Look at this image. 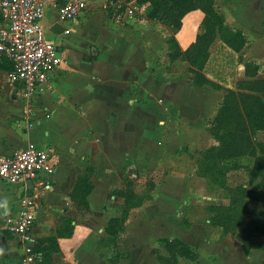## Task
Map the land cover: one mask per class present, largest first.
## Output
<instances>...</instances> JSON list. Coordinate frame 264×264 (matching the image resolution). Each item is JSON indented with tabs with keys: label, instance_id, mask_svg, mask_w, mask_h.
Segmentation results:
<instances>
[{
	"label": "rangeland",
	"instance_id": "1",
	"mask_svg": "<svg viewBox=\"0 0 264 264\" xmlns=\"http://www.w3.org/2000/svg\"><path fill=\"white\" fill-rule=\"evenodd\" d=\"M188 4L203 9L205 18L188 56L177 54L171 60L163 40L173 35ZM88 9L90 16L99 14L103 26L149 23L142 36L147 58L132 69L127 65L134 77L126 87L132 90L117 103L110 105V90L121 91L123 83L113 80L106 67L98 70L102 86L94 90L88 84L87 94L78 78L79 70L88 69L85 63L79 62L67 81L78 101L92 105L84 115L93 112V117L80 126L83 131L98 129L103 158L95 149L90 153L95 151L97 162L105 163L84 165L95 175L92 204L107 209L98 226L120 215L106 230L115 259L128 255L124 264H264V109L257 111L254 123L255 113L249 112L253 100L242 97L237 85L245 62L257 63L255 77L264 79V0H104ZM86 38L71 39L74 51L83 49ZM47 39L58 43L49 34ZM92 46L84 57L92 58ZM193 78L203 81L200 91L219 92L211 120L198 108L189 110L162 94L168 82ZM228 87L234 96L223 100ZM258 96L264 104V94ZM68 210L66 221L92 216L82 205ZM174 238L196 258L170 253Z\"/></svg>",
	"mask_w": 264,
	"mask_h": 264
},
{
	"label": "crops",
	"instance_id": "2",
	"mask_svg": "<svg viewBox=\"0 0 264 264\" xmlns=\"http://www.w3.org/2000/svg\"><path fill=\"white\" fill-rule=\"evenodd\" d=\"M87 2L93 7L104 0H87ZM88 3L79 17L64 23L57 20L54 6L46 8L42 20L45 37L47 39L49 34L51 38L57 40L58 43H52L58 47L62 62L49 80L47 88L34 96L30 103L32 109L30 114H25V106L17 88L8 81V70L0 67V154L11 155L25 148L28 143H32L50 150L54 167L53 174H40L38 180L25 185L8 184L0 179V264H19L22 256L18 243L5 228V219L17 215L20 199L25 195L34 197L37 202L38 209L32 234L42 253H48L50 264H124L122 260L128 258L127 255L120 257L119 260L115 259V246L110 242V236L106 231L108 223L120 218V215L111 216L103 225L97 224L103 215L106 216L107 209L105 205L96 206L91 202L90 197L96 186L95 175L87 173L84 161L93 167L96 164H104L105 161L97 162L95 151L90 153V150L95 149L97 156L99 154V157L103 158L99 148L98 129L89 126L83 131V127L80 126L81 120H89L93 117V112L87 117L84 115L92 105H84L78 101L77 93L67 81L73 68L79 62L85 63L82 65L88 69L85 72L79 70L78 78L83 81L81 92L87 94L84 89L89 86L88 84H91L94 90L98 88L97 84L100 85L98 70L106 67L113 75V80L123 83L121 91L110 90L114 91L110 105L117 103L118 97L125 96L128 90H132L131 86L126 87L128 81L130 82L134 77L129 73V69H132L133 65L135 67L137 63L140 64L141 59L145 62L147 58L143 51V43H146L147 39L143 41L142 36L147 28L146 24L149 23L147 21L145 24L138 23L139 28L125 27L124 23L103 26L99 23V14L95 16L88 14L90 6ZM203 18L204 13L201 9L191 10L182 17L181 25L174 33L176 43L182 51L195 42ZM150 35H154V31H150ZM83 36L88 37L83 49L74 51L71 39L83 38ZM163 43L166 41L163 40ZM90 44L95 47H90L92 58L88 59L84 57V52ZM245 64L246 62L242 65L243 74L237 82L248 80L244 76ZM255 64L258 67V64ZM127 65H130L129 69ZM122 68L125 71L120 72ZM226 89L233 90L230 87ZM162 94L172 103L184 104L189 110L198 108L202 115L207 113V120L212 119L217 111L215 108L219 107L221 100L219 92L200 91L191 80L168 82ZM130 112L131 110L129 119L132 118ZM144 125L147 126L145 122ZM78 134L81 136L78 137ZM84 176H89L91 183V191L86 196V202L87 213L90 211L92 216L89 219H82V216H79L69 220L70 225L73 226V233L69 237L57 238V230L66 221L64 218H70L68 209L78 206L72 197L79 179ZM47 182L50 184L49 189L38 187L40 183ZM103 193L104 191H99L100 196ZM128 217L129 215L127 220ZM10 238L13 241L9 240ZM51 238H57L58 251L49 249L47 240ZM174 239L180 241L179 238Z\"/></svg>",
	"mask_w": 264,
	"mask_h": 264
},
{
	"label": "built area",
	"instance_id": "3",
	"mask_svg": "<svg viewBox=\"0 0 264 264\" xmlns=\"http://www.w3.org/2000/svg\"><path fill=\"white\" fill-rule=\"evenodd\" d=\"M56 8L61 23L75 20L86 8L85 0H0V59L11 66L8 81L17 88L25 106V114L32 112L30 103L42 93L62 62L58 47L45 37L42 20L46 8ZM54 167L49 149L28 143L11 154H0V179L8 184L34 182L40 174L51 175ZM38 187L49 189L50 184ZM38 205L35 198L25 195L15 217L5 219V228L19 245L23 264H40L35 251L36 239L32 229Z\"/></svg>",
	"mask_w": 264,
	"mask_h": 264
},
{
	"label": "trees",
	"instance_id": "4",
	"mask_svg": "<svg viewBox=\"0 0 264 264\" xmlns=\"http://www.w3.org/2000/svg\"><path fill=\"white\" fill-rule=\"evenodd\" d=\"M185 1H190V0H185ZM178 2V1H177ZM176 2V3H177ZM195 9H201V8H194L191 7L189 4L186 5L185 7H183L181 14H180V19L179 22L176 25L175 31L174 33L179 29L180 25H181V19L182 17L189 11L191 10H195ZM204 13V18H205V12L203 9H201ZM154 19H158L159 17H157V15L153 16ZM203 18V20H204ZM203 23V21H202ZM174 33L173 35L166 40V44L168 46V56L169 59L171 60H175L176 59V55L178 54L179 56H188L189 51L191 49V47L197 42L198 39V35L196 37L195 42L185 51H182L179 46L176 43V40L174 38ZM0 64H2L3 69L6 70H10L11 66L10 64L5 60V59H0ZM245 68V76L247 78H253V80H246V81H239L237 83L238 85V90L239 92L242 94V97H248L250 99L253 100V109L249 110V112L253 111L255 113L254 115V119L253 122H257L258 121V117H257V111H260V108L264 109V104L261 103V98L258 96L259 93H263L264 94V79L261 80H257L254 79L256 71H257V66L254 63L248 62L245 64L244 66ZM249 69H251L250 72ZM192 83L194 86L196 87H201L203 84H200L203 81H196L194 78L191 79ZM206 81V80H205ZM204 81V82H205ZM219 90V88H218ZM225 95H224V99H232L234 96V93L231 89H224ZM244 92V93H243ZM258 93V94H257ZM254 102H255V107L257 110H255L254 107ZM223 107V105L221 106V108ZM220 108V109H221ZM219 111V110H218ZM253 116V115H252ZM220 146V144H219ZM91 191V183L89 182V176H84L83 178H80L78 183H77V187L75 189V192L73 193V200H76V202L78 203V206L82 205L84 207H87V202H86V196L89 194V192ZM117 219L111 220V221H116ZM73 233V226L70 225L69 221H65L63 225H61V227L57 230V238H65V237H69L71 236V234ZM108 233V231H107ZM57 238H51L49 240H47L49 242V246L51 250L53 251H58L59 247L58 244L56 242ZM171 242H177L175 243L169 250L170 253H174L175 256H181L190 260H193L196 258V256L193 254L192 250L184 243H181L178 240H172ZM35 251L37 253L40 254V264H43L46 261H49V255L48 253H42V249H40L38 247V243L36 242L35 245ZM50 263V261H49ZM162 263V262H161Z\"/></svg>",
	"mask_w": 264,
	"mask_h": 264
},
{
	"label": "water",
	"instance_id": "5",
	"mask_svg": "<svg viewBox=\"0 0 264 264\" xmlns=\"http://www.w3.org/2000/svg\"><path fill=\"white\" fill-rule=\"evenodd\" d=\"M13 93H15V91H13ZM112 118H113V117H112V116H110V118H109V119L111 120Z\"/></svg>",
	"mask_w": 264,
	"mask_h": 264
}]
</instances>
